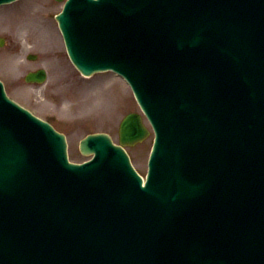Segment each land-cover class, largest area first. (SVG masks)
Segmentation results:
<instances>
[{"label": "rangeland", "instance_id": "374dc122", "mask_svg": "<svg viewBox=\"0 0 264 264\" xmlns=\"http://www.w3.org/2000/svg\"><path fill=\"white\" fill-rule=\"evenodd\" d=\"M60 8L61 2L59 3L55 0L48 5H41V11L50 12V21L51 19L55 20L54 14L58 12ZM3 11L4 10H0V36L5 37L4 45L2 47L0 46L1 76L7 82L9 90L13 95L23 103L34 108L41 115L48 117L56 126L68 133L72 146L71 155L76 160L83 159L84 157L78 150L79 140L88 131L98 129L102 124L97 120L98 116L94 115L95 113L92 112V107H95L98 103L96 108L100 109L104 118L113 115L114 120H116L119 114L121 117L126 111L121 113L124 109L120 108V113H115V111H117L116 107H112L113 103L109 105V96L112 98V101L120 105L124 94L127 92L126 86L119 81L120 79L117 81H110L101 75L93 80V82L97 83L95 85L91 83V80L82 76L69 62L62 37V47H59L61 35L59 36L55 29H51L47 36L52 37L53 40L59 43L58 45L55 42V47L60 48L56 53H52L48 48H43L41 46L38 48V45H36L34 39H38L43 29L40 24L33 23L30 32L36 31V33H31L30 39H26L25 37L17 38L14 30L16 28L8 19L3 17V14H8L10 12L3 13ZM29 23L27 26H29ZM12 51H14L15 54L13 53V55L9 56V53H12ZM29 52H37L38 58L35 61L28 60L26 55ZM38 66H43L48 70L46 82L43 84L26 82L24 80L25 73L29 69ZM105 74L108 76L111 75L110 73ZM98 84H101L102 88H99V86H97ZM73 85H77V87H81V89H74L72 88ZM91 91H94L96 94L91 96ZM69 94H77V96L69 98ZM126 98H128V96H126ZM93 101H95L96 104H92ZM72 104L74 107L78 105L82 110H76V112L73 113ZM131 105L132 104L128 102V105H124V108L126 107L125 109H127L131 107ZM74 116L82 117L83 119L73 121L72 117ZM117 128L118 124L114 125L112 123H109V126L103 127V129L112 132L115 137H117ZM150 143L151 139L148 140L146 144L143 143L140 146L141 148L133 147L130 149L137 166L142 171L145 170V161ZM139 149L143 150L142 155L139 154Z\"/></svg>", "mask_w": 264, "mask_h": 264}, {"label": "bare ground", "instance_id": "6f19581e", "mask_svg": "<svg viewBox=\"0 0 264 264\" xmlns=\"http://www.w3.org/2000/svg\"><path fill=\"white\" fill-rule=\"evenodd\" d=\"M17 27H18L19 31H21L22 33H27L26 35L29 34L28 33V27H27L26 23H20V24H18Z\"/></svg>", "mask_w": 264, "mask_h": 264}, {"label": "water", "instance_id": "95a60500", "mask_svg": "<svg viewBox=\"0 0 264 264\" xmlns=\"http://www.w3.org/2000/svg\"><path fill=\"white\" fill-rule=\"evenodd\" d=\"M36 75H37V74H36ZM140 134H141V133H137L136 136H134V139L137 138V137H140V136H141Z\"/></svg>", "mask_w": 264, "mask_h": 264}]
</instances>
